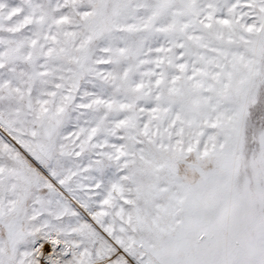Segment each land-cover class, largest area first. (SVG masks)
I'll return each mask as SVG.
<instances>
[{
	"label": "snow or ice",
	"instance_id": "obj_1",
	"mask_svg": "<svg viewBox=\"0 0 264 264\" xmlns=\"http://www.w3.org/2000/svg\"><path fill=\"white\" fill-rule=\"evenodd\" d=\"M0 264H264V0H0Z\"/></svg>",
	"mask_w": 264,
	"mask_h": 264
}]
</instances>
